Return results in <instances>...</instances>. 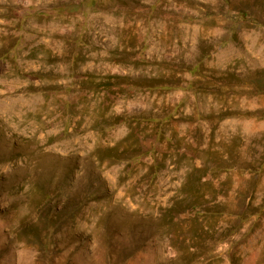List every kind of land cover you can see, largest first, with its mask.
Instances as JSON below:
<instances>
[{
  "label": "rangeland",
  "instance_id": "rangeland-1",
  "mask_svg": "<svg viewBox=\"0 0 264 264\" xmlns=\"http://www.w3.org/2000/svg\"><path fill=\"white\" fill-rule=\"evenodd\" d=\"M0 264H264V0H0Z\"/></svg>",
  "mask_w": 264,
  "mask_h": 264
}]
</instances>
